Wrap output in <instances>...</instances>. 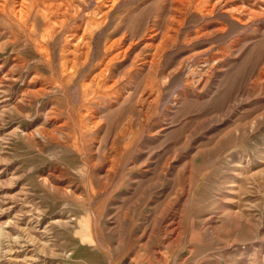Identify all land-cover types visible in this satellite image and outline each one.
Returning <instances> with one entry per match:
<instances>
[{
  "label": "rangeland",
  "instance_id": "374dc122",
  "mask_svg": "<svg viewBox=\"0 0 264 264\" xmlns=\"http://www.w3.org/2000/svg\"><path fill=\"white\" fill-rule=\"evenodd\" d=\"M109 1L0 13V264H264V0Z\"/></svg>",
  "mask_w": 264,
  "mask_h": 264
},
{
  "label": "bare ground",
  "instance_id": "6f19581e",
  "mask_svg": "<svg viewBox=\"0 0 264 264\" xmlns=\"http://www.w3.org/2000/svg\"><path fill=\"white\" fill-rule=\"evenodd\" d=\"M87 1L88 0H81V4L78 5V4H75L74 0H0V13L5 18H7L8 20L12 22L13 27H18V29L25 32L26 35H28L29 33L35 34L37 25L39 24V22L42 21L44 23V28L42 29L41 38L31 37V34H29L28 40L41 46L40 50L48 51L47 48L44 47V44L49 43V42H54L56 38L60 35H65L64 37L65 43L66 44L74 43L72 44V46L74 47H77L81 41H84L85 32H83L82 34L81 33L78 34L74 29L71 28V25H72V22H74L75 19L78 18L82 14L84 10V6ZM110 1L112 2L110 4L113 5L117 0H110ZM172 1L178 5H183L185 2H187V0H172ZM105 3H106V0H95L96 9L94 8L95 10L91 12V18L86 19L87 21L86 23L88 25L95 26V28L97 29L105 23V19L100 20L94 17V15L97 14L96 12L97 9L100 10L98 12H101L100 17H102L103 15L105 16L108 15L109 11H106V10L104 12L101 11V6ZM211 7H213V5ZM86 15L89 16V14H86ZM80 25L81 24H78L77 26H80ZM154 37L155 35L152 36L151 38H154ZM111 45H113V43Z\"/></svg>",
  "mask_w": 264,
  "mask_h": 264
}]
</instances>
